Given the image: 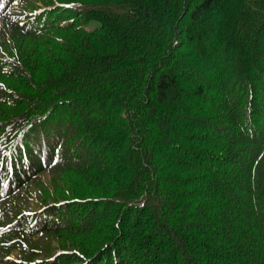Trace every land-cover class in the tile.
<instances>
[{
  "label": "trees",
  "instance_id": "1",
  "mask_svg": "<svg viewBox=\"0 0 264 264\" xmlns=\"http://www.w3.org/2000/svg\"><path fill=\"white\" fill-rule=\"evenodd\" d=\"M0 264H264V0H0Z\"/></svg>",
  "mask_w": 264,
  "mask_h": 264
},
{
  "label": "rangeland",
  "instance_id": "2",
  "mask_svg": "<svg viewBox=\"0 0 264 264\" xmlns=\"http://www.w3.org/2000/svg\"><path fill=\"white\" fill-rule=\"evenodd\" d=\"M82 1H89V0H82ZM233 9L235 10V9H236V6H234V7L232 8V11H233ZM229 30H230V29L228 28L227 31H228V33H229V35H230V31H232V30H230V31H229ZM228 40H229V39H228ZM228 40H226V41H228ZM226 48H230V45H229L228 42L226 43ZM225 52H226V51L224 50V53H225ZM222 53H223V52H222ZM231 56L233 57L232 54H231ZM219 71H220V72H219ZM218 72H219L221 75H224V76H225V77H224V78H225V81H226V79L230 76V75H229V71H228V69H226V71H222V70H220V68H218V70H217L216 73L218 74ZM225 81H224V82H225ZM15 253L17 254V252H15ZM10 256H11V257H12V256H15V254L13 253V254H11Z\"/></svg>",
  "mask_w": 264,
  "mask_h": 264
}]
</instances>
